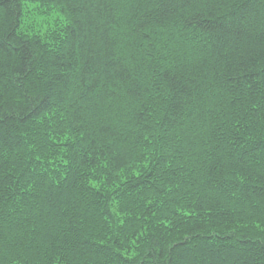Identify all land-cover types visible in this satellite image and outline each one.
Segmentation results:
<instances>
[{"label": "trees", "instance_id": "obj_1", "mask_svg": "<svg viewBox=\"0 0 264 264\" xmlns=\"http://www.w3.org/2000/svg\"><path fill=\"white\" fill-rule=\"evenodd\" d=\"M0 264H264V0H0Z\"/></svg>", "mask_w": 264, "mask_h": 264}, {"label": "rangeland", "instance_id": "obj_2", "mask_svg": "<svg viewBox=\"0 0 264 264\" xmlns=\"http://www.w3.org/2000/svg\"><path fill=\"white\" fill-rule=\"evenodd\" d=\"M53 18L54 17H52V18L42 17L39 14L34 13L32 10V7H29L28 13H27L24 21H25L27 26H32L36 30H38L39 28L44 29L46 27V23L47 22L50 23ZM24 27H26V26L24 25Z\"/></svg>", "mask_w": 264, "mask_h": 264}]
</instances>
